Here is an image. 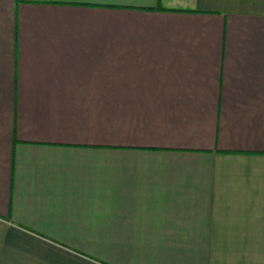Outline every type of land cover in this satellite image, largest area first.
Instances as JSON below:
<instances>
[{
  "label": "crops",
  "instance_id": "obj_1",
  "mask_svg": "<svg viewBox=\"0 0 264 264\" xmlns=\"http://www.w3.org/2000/svg\"><path fill=\"white\" fill-rule=\"evenodd\" d=\"M0 264H264V0H0Z\"/></svg>",
  "mask_w": 264,
  "mask_h": 264
}]
</instances>
